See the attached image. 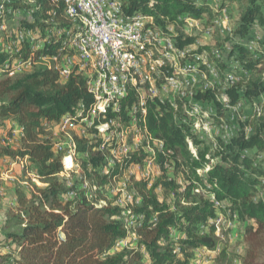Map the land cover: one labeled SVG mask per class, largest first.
<instances>
[{
    "label": "trees",
    "instance_id": "1",
    "mask_svg": "<svg viewBox=\"0 0 264 264\" xmlns=\"http://www.w3.org/2000/svg\"><path fill=\"white\" fill-rule=\"evenodd\" d=\"M227 2L235 4L240 15L232 38H247L255 26L264 27V0H222L219 9L226 8ZM19 4L10 7L18 10L23 6ZM37 4L36 16L33 14L29 24L23 20L25 25L45 30L52 11L57 22H64L62 7L56 8L49 0H37ZM123 7L127 16L142 13L153 18L156 26L175 38L176 48L185 52V57L190 54L185 46L196 44V39L180 28L193 20L201 22L204 31L214 30L219 14L209 0L200 4L194 0H124ZM168 25L177 28V37ZM213 33L218 35L217 30ZM227 40L230 39L226 38L217 49L222 50ZM179 41L181 45L176 44ZM46 47L36 57L57 54V44ZM28 50L24 46L16 54L0 51V74L4 75L0 78V129L7 131L10 139L0 144V159L27 160L44 187L34 186L29 193L17 191L16 204L7 211L0 226L2 264H142L145 256L150 264H190L194 251L203 247L216 252L213 264H236V261L264 264V198L259 197L262 176L255 160L245 155L250 150L264 154V115L246 116L231 142L219 141L216 149H201L204 142L182 121L181 101L174 106L171 102L147 98L141 105L140 95L131 86L122 102L123 109L120 107V113L109 117L122 123V129L116 131H125L129 123L126 108H138L133 115L137 119L136 127L145 135L149 146L160 144L154 155L162 174L151 185L145 179L130 176L128 188L137 194L140 203L131 206L136 220L129 230L126 221L120 219L124 209L99 194L121 178L131 164H143L147 152L141 146L109 167L108 147L103 137L111 129L105 115L97 114L93 122L102 129L103 137L74 136L80 156L77 159L75 149L77 170L71 175L73 186L68 188V177L61 176L65 171V153L54 150L48 127L58 125L64 116L78 124L74 113H82L84 120L92 111L95 98L86 79L74 75L62 82L52 67L37 66L30 73L13 77L10 62L18 58L26 60ZM212 50L198 46V51L191 55ZM229 57L239 65L237 81L192 96L196 101L214 102L219 119L226 118L225 103L235 106L243 100H258L264 94V45L259 42L254 51L233 43ZM214 61L216 67L226 71V65L218 59ZM216 95L223 97L225 103L217 101ZM12 125L20 130L15 140ZM190 143L198 147L197 154L190 149ZM170 166L175 178L165 169ZM160 187L172 196L170 202L168 195L164 201L160 200L157 193ZM89 192L93 198H89ZM217 205L246 224L243 254L222 247L214 226L208 233H201V227L216 218ZM173 230L184 237L176 243L179 251L171 241ZM130 231L136 236V248L112 253L120 241L129 237Z\"/></svg>",
    "mask_w": 264,
    "mask_h": 264
},
{
    "label": "rangeland",
    "instance_id": "2",
    "mask_svg": "<svg viewBox=\"0 0 264 264\" xmlns=\"http://www.w3.org/2000/svg\"><path fill=\"white\" fill-rule=\"evenodd\" d=\"M194 1L200 4L202 0H194ZM209 3L215 12L216 11L219 12L216 18L215 29L204 31L205 29L202 26L201 22L188 20L187 24L180 29L182 30V32L188 34L189 36H194L196 39V44H190L185 46V49L190 51V54L187 55V57L185 56L184 57L181 56L182 58L176 57L174 62H172L173 64L170 63L168 64V67L166 65L162 69H159V71H156L157 74L155 73L154 75L153 85L151 86L150 84H146L142 88V93L146 98L152 96L153 98L163 103L171 102L175 106H177L179 101H181V103L183 104L182 112H181V115L183 117L182 121L188 124V126L192 129V133L195 135L196 138L204 142L203 145L201 146V149H204L205 147L216 149L219 147V141H223L225 143L231 142L237 136L240 130V124L242 123V121H244L246 116H249L250 114L264 115V94H262L258 100L250 101V102L243 100L241 101V103H238L235 106L227 105L223 97L216 95V100L220 102L221 100H223V102L226 105L225 107L226 118L223 119L218 118L217 108L214 102L196 101L192 99V96H194L198 91H205L211 89L219 90V88L227 86L229 83H230L229 85H231L237 81V79L239 78L237 72L238 71L237 68L239 65L238 63L234 62L235 61L234 58L229 57V51L233 43L236 42L241 43L254 51L257 50L259 42H261L264 45V27L260 28L259 26H255L247 38L231 37L232 30L240 19L239 10L235 4L229 5V3L227 2L226 8L219 9L223 4L222 0H209ZM146 9H149V6H147ZM167 27L173 28L175 36L176 37L178 36L176 35L178 34L176 27H172L170 25H168ZM216 30L218 32V35H214L213 33ZM226 38H229L230 40H227L224 43L223 49L222 50L217 49V46L221 44ZM10 40H12L10 39V37H4L3 43H7ZM180 43L181 42L179 41L178 44L181 45ZM198 46L212 47L213 50L211 53L204 51L202 54H197V56L195 55L192 56L191 53L198 51ZM157 53L158 52H156L155 57L152 58L154 62L160 60L158 58L159 54ZM191 58L193 59L191 60ZM215 59H218L221 63L227 66L226 71L220 69L219 66L216 67L217 63L214 61ZM187 61L197 62L199 77H197V84H195L193 87H188L184 89L185 90L184 94L187 97L186 98V97H181V93L179 92L166 90L165 88L166 84L164 79L171 77L176 73V70L183 69L184 67H186V69L184 68V71L186 70L187 73H192L193 69L188 68L190 62L188 63ZM36 67L37 66H34L32 68H29L28 70H31L32 72ZM16 71L14 72L13 77L27 74V72H18L17 74ZM1 77H4V75L0 74V78ZM158 81H161V83ZM152 88H155V92H152ZM11 127H13V129L15 128L14 129V136H15L14 140H15L18 138V136H20V134L18 133L16 127H14L13 125ZM48 130L54 140L53 142L55 143V145H58L60 143L67 142L68 139L73 138L74 137L73 135L75 134H76L75 136L82 135V133H80L78 130H83V126L79 125V127L72 129L69 134L70 136L57 134L56 131L57 125L55 126L50 125L48 127ZM141 138H143V140L141 139V143H142L141 146L143 149H145V151L148 154V158L145 161L147 162L149 160L148 163L155 162V158H156L154 155L155 148H160V144L157 143L154 144L153 146L152 145L149 146L145 136L141 135ZM7 140H10L8 136V132L0 129V144H4V142H6ZM129 140L131 142L133 140V137H131ZM190 149L195 154H197L198 147H194L192 143H190ZM245 155L255 160L254 161L255 166H257V168L261 171L262 186L259 190V197L263 199L264 198V154H259L257 150H250L247 151ZM18 161L24 162L23 167L17 164V166L13 168V171L10 170L12 168L10 164L9 165L3 164L0 166V226L2 224L1 222L5 219V215L7 211L10 208L14 207L16 204L17 191L20 190L21 192L29 193L34 189V186L39 188L44 187V183H42L37 178L35 173H33V171L30 169V165L25 164L27 160H18ZM145 161L144 163H146ZM107 162L110 167L111 166L110 162L108 160ZM69 164L68 167H66L64 163V169H65L64 172H68V169L71 168L72 165L69 167ZM170 167H166L165 169H167V172H169V176L171 178H175L172 171V167L171 168ZM73 169L74 172L77 170L75 158L73 159ZM142 173L143 175H149L150 177L149 179H151V181L149 180L151 185L161 176L162 170L159 165H157V168L155 166H146V168L142 169ZM204 173L205 172H201L200 174H204ZM3 174L4 175L10 174V176L12 175L13 177H15V179L9 180ZM136 174H137V167H133V164H131L128 167V169L124 172V175L126 176L129 175V178L130 176H135L138 179H142L139 178L138 175ZM122 177L118 178L116 180V183L113 182L112 184H110L108 190L107 191L103 190L102 194L99 195L103 196L104 198H107L112 202H120V199H122V194L124 193V197L134 198V199H125V207L131 208V206L135 205V200H137V203L139 204L140 199L137 197V194L134 191L129 190V188L126 189V184H127L126 177L125 176L123 178ZM3 178H6L7 180H4ZM71 179H72L71 180L72 183L71 185L68 184V188H72L73 186V178ZM179 183L181 184L183 183L182 179L180 178H179ZM128 185H129V179H128ZM157 193L161 201H164L166 199V196L168 195L166 189H163L162 187H160L157 190ZM70 195L72 196V193ZM90 195L91 193L89 192L88 193L89 198H93V196ZM171 198L172 196L168 195V202L171 201ZM101 204H104V201H101ZM219 206L220 205H217L218 208H217L216 219L222 218V224L219 226L220 227L219 231L216 227L215 229L217 230L216 234L217 237L219 238L220 244L222 247H228L229 249L234 250L236 254L239 255L243 254L242 236L246 224L240 221L239 218H237L230 211L221 210ZM120 219H122L123 221L125 220L128 223L130 217L122 215ZM132 220L135 221L136 219H132ZM211 226H214V221L212 220L209 221L208 225H205V229L201 227V233H208ZM182 237L183 235L178 230H173L171 234V241L176 244L180 239H182ZM125 242L126 239L120 241L119 243H125ZM136 243H137L136 236L133 231H130L127 245L115 246L112 253L115 254L121 252L126 247L131 249L136 248L137 246ZM176 249L179 251V246H177V244H176ZM215 257H216V252L211 251L204 247L199 248L194 251V256L190 264H213ZM0 264H2L1 260H0ZM142 264H150L149 258L147 256L144 257ZM236 264H239V262L236 261Z\"/></svg>",
    "mask_w": 264,
    "mask_h": 264
},
{
    "label": "bare ground",
    "instance_id": "3",
    "mask_svg": "<svg viewBox=\"0 0 264 264\" xmlns=\"http://www.w3.org/2000/svg\"><path fill=\"white\" fill-rule=\"evenodd\" d=\"M4 1L8 2L11 5L15 3H17V5L18 3L22 4L24 7L22 6L20 9L15 11H22V12L30 11L31 22L34 19V17H32L33 14L35 12H38L39 6L37 4V0H4ZM49 1L56 8L62 7V18L64 19V22L62 21L57 22L54 19V17H52L53 11L49 13V18L47 19L46 24L47 27L51 26V28L54 29V38L53 36H45L44 47H46L47 45L50 46L57 44L58 45L57 52L59 53H66L69 46L70 49H72V51H81L80 41L89 40V37L93 35V29L96 28V21H101V25L104 29L115 30V24H117V25H122L126 30H133L134 28V31H142L145 34V35H140V38L124 37V30L116 29V36L119 37V45L124 47L125 50L131 51L133 57L138 58V66H134L130 64L118 65L117 52H111V44L109 42H102L103 58L98 57L97 51H90V58L95 59V64H90V77L91 80H96V87L98 90L109 89L111 73L117 75H124V77H119V93L124 94L126 98L129 93V90L131 89L130 87L133 86V80H138L140 73V75L146 76V79H145V84H138V95H140V97H145L142 93V88L146 84H150L151 86L153 85L154 75L156 71H159V69H162L166 65L168 67V64L174 62L176 57L185 56V52L176 48L175 38L172 35H168L165 32V30L163 31L158 26H156L154 24V19L150 17H146L142 13H138L135 16H131V17L127 16L124 12L125 9H123L124 0H91L92 9H99L100 7V14H95V16L92 14V12L89 9L73 7L72 2H65L64 4L62 0H49ZM42 10L43 9H40V11ZM69 10H71V13L69 12ZM117 10H119V12H117ZM0 11H7V3H0ZM34 15L36 16V14ZM43 19L41 20L44 21ZM23 20L26 21L27 23L29 22V18H22L21 22H15V24H13V31H23V38L25 40V44L21 45V50H23L24 46L25 47L27 46L29 48L28 50L29 57L26 60H23V64H28V69L39 65L52 67L54 68L55 72L59 73L60 75V62L59 60L52 58L53 55H55L56 53L53 55L49 53L42 54L41 55L42 57L41 56L36 57V53L38 52V50L36 49V32L31 30L33 28L30 29L29 26L27 27V25L24 24ZM3 21H4V14L3 12H0V22ZM112 21L114 23H112ZM39 25H41L40 27H42V24ZM34 27L37 26L35 25ZM36 29H39V27ZM78 29H79V33H78ZM169 31L172 32L173 29L170 28ZM0 35H3L2 25H0ZM77 35H78V41H75V39H77ZM141 42H146V45H141ZM176 44L178 45V42ZM3 45L5 46V48H13V41L10 40L7 43H3ZM44 47H41L40 50H42ZM156 52H158L157 54H159L158 58L160 60L154 62L152 58L155 57ZM18 62H20L19 58L14 59V61L10 62L11 64L10 67L14 69V72L18 70ZM162 62L164 64H159ZM138 67H139V71H138ZM184 68L186 69V67ZM184 68L176 70V73L174 75H172L169 78H166L167 81L176 82L178 86L175 87V91L181 93V97H186L184 94L185 93L184 89L188 87H193L195 84H197V77H199L197 62H190L188 65V68L193 69L192 73H187L186 70L184 71ZM186 76H189L188 85L186 82ZM60 78L62 79L61 76ZM158 82L161 83V81ZM165 88L166 90H168L166 86ZM152 92H155V88H152ZM92 93L94 95L95 102L92 107V111L83 120V122H90V119L92 118V112L98 111L99 94L95 88H92ZM140 103L142 105V98L140 100ZM120 107H121V102H114V113H120ZM97 114H104V113H95L93 115V119ZM62 119H66V123L68 124H76L75 121H73L72 118H70L69 116H64ZM116 123H118V125H116V129L121 130L122 123L119 122ZM136 123H137V119L133 117L132 120L130 121V129H138L136 127ZM138 132L141 133V135H144L139 129ZM69 134L70 133H61V135L64 136H70ZM81 136H83V133ZM104 137H111V132L106 134ZM126 137H127V129L125 131H116L115 135L112 136V146H119L120 140H125ZM141 139L143 140V138ZM65 143H67V145H73V147H76V142L74 137L68 139V141ZM101 151H104V147L101 148ZM107 152H108L107 160L110 162L111 166L114 165V163L121 160L120 152L117 149H110L109 151L108 148ZM74 157H75V149H69V158L74 159ZM69 158H66V160L64 161L66 167H68L69 163H70L69 167L72 165L71 159ZM148 161L145 162L148 163ZM114 183H116V180L114 181ZM133 225H134V221L132 220L130 224V220H128L127 226L130 230L133 228Z\"/></svg>",
    "mask_w": 264,
    "mask_h": 264
},
{
    "label": "built area",
    "instance_id": "4",
    "mask_svg": "<svg viewBox=\"0 0 264 264\" xmlns=\"http://www.w3.org/2000/svg\"><path fill=\"white\" fill-rule=\"evenodd\" d=\"M62 1L64 2V4L65 2H72L73 7L89 9L94 16L95 14H100V7L99 9H92L91 0H62ZM0 3H7V11H0L3 12L4 14V21L0 22V25H2L3 27V35H0V51L9 54L20 53L21 45L25 44V40L23 38V31H13V24H15V22H21L22 18H29V23H31L30 11L29 12L15 11V9L10 7L11 4H9L4 0H1ZM69 12L71 13V10H69ZM117 12H119V10H117ZM112 23L114 22L112 21ZM116 29H123L124 37L140 38V35H145L142 31H134V28L133 30H126L122 25H117V24H115V30L104 29L101 25V21H96V28L93 29V35L89 37V40L80 41L81 51H72V49H70L69 46L66 53L57 52V54L53 55L52 58H55L60 62V76L62 77V82L68 81L74 75L81 76L84 79H86L87 86H92V88H95L99 94L98 111L92 112V118L90 119V122H83L82 113H74L77 114L78 116V124H68L66 123V119H61V122L57 125V130H56L57 134L61 135V133H70L72 129H75L80 125L83 126V130H78V131L83 133V137L85 138L103 137L102 129L98 127V125H94L93 115L95 113H104L106 120L108 122V129H111V137H104L105 144L109 148V151L110 149H117L120 152L122 159L124 157H127L129 154L133 153L134 151H136L138 148L141 147V133L138 132V129H130V120H132L133 115L138 110V108H134V107L126 108V110L128 111L126 117L129 118V123L127 125V137L125 138V140H120L119 146H112V136L115 135L116 125H118V123L114 122V119H110L109 116L110 114H114V102H121V109H123L122 102L125 99V96L124 94L119 93V77H124V75H117L111 73L109 89L106 90H98L96 87V80H91L90 77V64H95V59L90 58V51H97L98 57L103 58L102 42H109L111 44V52H117L118 65L130 64V65L138 66V58L133 57L131 51L125 50L124 47L119 45V37L116 36ZM31 30L36 32V49L38 51L40 50L41 47L45 46V36H53L54 38V29L51 28V26H48L47 28H45V30H42L41 28L31 29ZM78 33H79V29H78ZM3 37H10V39H12L13 48H5V46L3 45ZM75 41H78V35ZM141 45H146V42H141ZM159 64H164V63L162 62ZM138 71H139V67H138ZM16 72L17 74L18 72L30 73L31 70H28V64H23V59H20V62H18V70ZM145 79L146 76H142L139 73L138 80H133L132 88L135 89L137 93H138V84H145ZM186 82L188 85L189 76H186ZM165 84H166L165 86L168 88L169 91H175V87L178 86L176 82L167 81L166 79H165ZM141 98L143 105L145 104L147 98L146 97H141ZM149 98L151 100H154L152 96H150ZM17 131H19L20 133V130L17 129ZM131 137H133L132 140L133 143L132 141L130 142L129 140ZM69 149L77 150V159H78L80 156V153L78 152V147H73V145H67V143L65 142L55 145L54 147V150L56 152L65 153V157L63 161L66 158H69ZM71 161H72V166L70 169H68L69 172L68 184L70 185L72 183L71 175L74 174L73 159H71ZM157 165L158 164L155 161L151 163L133 164V167H137L136 175H138L139 178L145 179L147 181L149 180L151 181V179H149L150 178L149 175H143L142 169L146 168V166H155L157 168ZM124 176L126 177V181H127L126 189H128L129 175L128 176L123 175V177ZM125 199H134V198L124 197V193H123L120 202H113V203L117 204L118 206L124 209L123 215L130 217V224H131L132 219H136V217H134V215L132 214L131 208L125 207ZM137 204H138L137 200H135V205ZM210 220L214 221V227H216L219 231L220 228L219 226L222 224V218H217V219L213 218ZM202 228L205 229V225ZM128 238L126 239L125 243H119L118 246L127 245Z\"/></svg>",
    "mask_w": 264,
    "mask_h": 264
},
{
    "label": "crops",
    "instance_id": "5",
    "mask_svg": "<svg viewBox=\"0 0 264 264\" xmlns=\"http://www.w3.org/2000/svg\"><path fill=\"white\" fill-rule=\"evenodd\" d=\"M80 132V131H79ZM18 133H19V131H18ZM20 134V133H19ZM76 135V134H75ZM75 135H73V136H75ZM81 136V135H80ZM19 137V136H18ZM23 161H18V160H12V159H9V158H4V159H0V166L1 165H3V164H10L11 165V171H13V168L14 167H16L17 166V164L18 165H20V166H22L23 167ZM25 164H28L29 165V163L28 162H25ZM67 171V170H66ZM68 173L69 172H63L62 173V177H66V176H68ZM4 175V174H3ZM66 175V176H65ZM4 176H6L7 177V179H9V180H14L15 179V177H13L12 175L10 176V174L9 175H4ZM4 180H7L6 178H3Z\"/></svg>",
    "mask_w": 264,
    "mask_h": 264
}]
</instances>
